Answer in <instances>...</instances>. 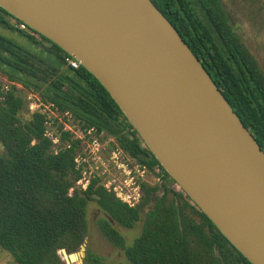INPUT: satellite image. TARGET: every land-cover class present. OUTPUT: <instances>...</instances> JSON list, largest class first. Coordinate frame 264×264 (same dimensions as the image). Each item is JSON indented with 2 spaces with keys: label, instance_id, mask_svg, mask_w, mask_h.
I'll return each instance as SVG.
<instances>
[{
  "label": "trees",
  "instance_id": "1",
  "mask_svg": "<svg viewBox=\"0 0 264 264\" xmlns=\"http://www.w3.org/2000/svg\"><path fill=\"white\" fill-rule=\"evenodd\" d=\"M152 2L264 151V73L221 1ZM20 23L0 7V26L24 37L20 44L0 34V75L8 82H0V248L16 264H66L58 252L79 251L89 232L88 204L96 202L106 215L97 222L100 232L130 264H252L168 175L97 78L82 65L68 66L69 54L29 27L20 29ZM19 87L36 95L41 107L30 112ZM42 109L57 113L51 123L58 145L46 136L50 118ZM69 122L84 133L113 138L131 167L147 170L146 179L139 178L142 197L135 207L99 178L84 190L77 187L82 141L65 127ZM151 177L158 182L152 184ZM141 220L140 235L126 245L114 223L132 229ZM82 264L120 263L86 250Z\"/></svg>",
  "mask_w": 264,
  "mask_h": 264
},
{
  "label": "water",
  "instance_id": "2",
  "mask_svg": "<svg viewBox=\"0 0 264 264\" xmlns=\"http://www.w3.org/2000/svg\"><path fill=\"white\" fill-rule=\"evenodd\" d=\"M94 75L168 175L264 264V151L152 0H0ZM79 251L58 254L82 264Z\"/></svg>",
  "mask_w": 264,
  "mask_h": 264
},
{
  "label": "rangeland",
  "instance_id": "3",
  "mask_svg": "<svg viewBox=\"0 0 264 264\" xmlns=\"http://www.w3.org/2000/svg\"><path fill=\"white\" fill-rule=\"evenodd\" d=\"M228 16V20L232 27H234L236 33L241 37L243 43L248 47L251 54L257 60L261 70L264 73V0H220ZM11 24H16V21L10 18ZM0 34L11 38L12 40L23 44V36H20L16 30H7L3 26H0ZM37 39H40L37 36ZM0 82L8 84L5 78L0 75ZM22 96L25 97L29 111L33 112L39 109L41 106L38 103V97L34 94L29 93L23 88ZM46 111L47 109H42ZM48 111V110H47ZM56 112L48 111L50 118L49 131L51 133L57 131V126H53L51 120L56 117ZM24 116L27 119L29 114L24 111ZM61 121V119H60ZM70 127L73 131H78L76 124L70 122L65 127ZM0 151L3 152V147L0 143ZM117 172V171H116ZM122 174V170L118 171ZM143 179H146V175H143ZM157 177L149 178L152 184L158 182ZM175 191H180L178 185L173 184ZM102 217H106L105 213L99 208L96 202H89L87 207V220L89 224V232L85 241L87 250L95 252L96 254L104 257L108 262H115L120 264H130L126 259L123 251L114 247L106 238L102 235L98 228V220ZM114 226L121 232L126 241V245H132L134 240L140 235L143 228V220L138 222L132 229H127L114 223ZM0 264H16L11 254L0 248Z\"/></svg>",
  "mask_w": 264,
  "mask_h": 264
},
{
  "label": "built area",
  "instance_id": "4",
  "mask_svg": "<svg viewBox=\"0 0 264 264\" xmlns=\"http://www.w3.org/2000/svg\"><path fill=\"white\" fill-rule=\"evenodd\" d=\"M19 28L26 30L27 25L21 22ZM65 63L74 69L80 66V63L72 56L66 57ZM74 134L82 141L81 151L76 158L81 173L77 187L84 190L93 179L99 178L105 189L113 192L128 206L135 207L142 197L139 178L146 175L147 170L138 165L131 167L123 150L111 137H96L91 135V131L84 133L81 130L74 131ZM46 136L53 140L55 145L59 144L58 137L50 131L46 133ZM121 170L122 174L118 173Z\"/></svg>",
  "mask_w": 264,
  "mask_h": 264
}]
</instances>
